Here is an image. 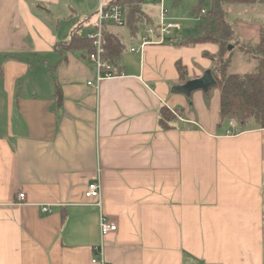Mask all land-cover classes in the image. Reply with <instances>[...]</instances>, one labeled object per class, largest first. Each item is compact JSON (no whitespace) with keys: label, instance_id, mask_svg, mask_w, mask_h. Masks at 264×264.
Instances as JSON below:
<instances>
[{"label":"crops","instance_id":"obj_1","mask_svg":"<svg viewBox=\"0 0 264 264\" xmlns=\"http://www.w3.org/2000/svg\"><path fill=\"white\" fill-rule=\"evenodd\" d=\"M102 3L0 0V264H264V129L238 125L226 136L219 90L174 92L211 71L205 55L219 52L186 45L201 36L200 15L175 45L132 53L142 38H130L122 74L96 89L87 53L55 47L79 27L93 32ZM181 4L170 16L189 23ZM229 21L238 43L258 44L264 0L231 9ZM257 66L235 51L229 73ZM164 108L196 124L165 130ZM97 181L101 208L85 197ZM101 216L118 227L103 256Z\"/></svg>","mask_w":264,"mask_h":264},{"label":"trees","instance_id":"obj_2","mask_svg":"<svg viewBox=\"0 0 264 264\" xmlns=\"http://www.w3.org/2000/svg\"><path fill=\"white\" fill-rule=\"evenodd\" d=\"M200 0L194 7L193 14L200 15L205 2ZM211 3L210 11L201 17L202 25L200 27L201 36L190 40L186 45L193 44H215L219 47L216 55L205 56L211 60L212 74L216 79L214 89L220 92V127L228 124V121L235 119L243 128L253 124L258 129H264V31L261 41L258 44H240L234 25L229 21L230 10L235 7H253L262 2V0H209ZM147 2L157 5L159 0H114L108 6H120L125 10V25L123 28L132 40L137 39L141 26H155L150 13L145 9ZM117 27L109 26L106 28L104 38L107 42L106 60L109 61L116 72L121 71V61L127 47ZM119 29V28H118ZM88 33V32H87ZM82 27L75 30L69 42L59 43L55 51L60 54H66L69 51L76 50L86 52L90 55L94 48L92 42L86 37L87 34ZM241 52L247 60H256L258 66L255 72L245 75L230 74V64L233 53ZM182 82L187 80V71L185 67L177 66ZM56 99L58 104L62 103V92L57 83ZM179 110L164 108L161 113L160 126L165 129H171V125L177 120Z\"/></svg>","mask_w":264,"mask_h":264},{"label":"built area","instance_id":"obj_3","mask_svg":"<svg viewBox=\"0 0 264 264\" xmlns=\"http://www.w3.org/2000/svg\"><path fill=\"white\" fill-rule=\"evenodd\" d=\"M166 0H159V18L158 23L155 26H149L146 29V34L142 37L138 49H131L132 53H138L144 50L147 46H158V45H175L177 39L174 37L176 32L182 29V26L177 21L173 20L170 16V11L166 8ZM207 12L202 10L200 18L205 16ZM125 25V10L120 6H108L104 3L100 5L97 12V22L94 27L93 32L86 34V37L92 42L94 51L88 55V59L95 68V80L88 82L89 86L99 89V85L104 80L114 79L119 77L122 72H116L112 64L106 60V47L107 42L104 38V33L107 27L114 26L117 28H122ZM177 120L183 123H193L189 121L182 114L177 113ZM238 122L235 119L228 121V130L226 131V136H234L235 130L238 127ZM87 199H97V206L102 207L103 200V188L101 181L91 183L85 193ZM21 201H25V194L21 193L19 195ZM43 212H50L49 207H43ZM100 238H101V249L99 255L103 256V245L105 243V238L111 234L115 233L118 229L117 225L111 222L105 217H100ZM101 264H105L103 259H101ZM94 264L98 263L97 259L93 260Z\"/></svg>","mask_w":264,"mask_h":264},{"label":"rangeland","instance_id":"obj_4","mask_svg":"<svg viewBox=\"0 0 264 264\" xmlns=\"http://www.w3.org/2000/svg\"><path fill=\"white\" fill-rule=\"evenodd\" d=\"M114 0H104V3L105 4H109L111 2H113ZM174 0H166L165 3H166V8L169 10V6L170 4L172 5V2ZM179 2L181 0H178ZM200 0H182V8H183V16L187 17L188 20H190L189 23L185 22V23H180L181 26L185 25L186 27L190 28V27H193L195 29V20H194V15H193V9L194 7H196L198 4H199ZM204 8L208 9V5H204ZM145 9L148 13H150V15L152 16L153 20L155 23H157V20L159 18V6H155L154 4L150 3V2H147L146 5H145ZM170 11V10H169ZM172 18V17H171ZM148 25H143L141 26L140 28V31H139V34L137 37H143L145 34H146V29H147ZM122 28H119V32L121 33L122 31L124 32V43H125V46L127 48H129V41H130V36L127 32V29L126 28H123V30H121ZM238 131V130H237ZM188 255V254H187Z\"/></svg>","mask_w":264,"mask_h":264},{"label":"water","instance_id":"obj_5","mask_svg":"<svg viewBox=\"0 0 264 264\" xmlns=\"http://www.w3.org/2000/svg\"><path fill=\"white\" fill-rule=\"evenodd\" d=\"M216 86V79L212 74V71H206L204 75L195 80H190L184 85L176 87L174 92L181 95L190 96L197 91L208 92L211 88Z\"/></svg>","mask_w":264,"mask_h":264}]
</instances>
